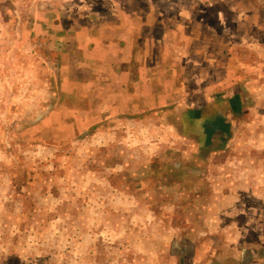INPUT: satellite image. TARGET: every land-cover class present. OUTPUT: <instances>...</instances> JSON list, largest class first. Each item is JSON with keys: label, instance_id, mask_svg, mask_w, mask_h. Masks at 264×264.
Masks as SVG:
<instances>
[{"label": "crops", "instance_id": "crops-1", "mask_svg": "<svg viewBox=\"0 0 264 264\" xmlns=\"http://www.w3.org/2000/svg\"><path fill=\"white\" fill-rule=\"evenodd\" d=\"M21 2L30 23L33 0ZM34 4L45 14L49 5L58 7L62 21L87 23L75 25V40L58 51L71 71L77 115L92 124L87 129L116 118V129L126 119L135 134H144L146 121L129 119L140 120L149 111L158 115L160 109L180 119L173 134L186 153L171 169L168 163L167 174L166 159L153 157L152 145L148 153L144 139L132 147L146 178L135 179L133 191H147L155 209L169 212H149L151 221H143L149 209L140 208L136 224L120 221L121 229L136 232L127 241L137 248L129 262L264 264V0ZM105 144L114 146V140ZM181 184L189 201L168 206L158 201L172 202Z\"/></svg>", "mask_w": 264, "mask_h": 264}, {"label": "rangeland", "instance_id": "rangeland-1", "mask_svg": "<svg viewBox=\"0 0 264 264\" xmlns=\"http://www.w3.org/2000/svg\"><path fill=\"white\" fill-rule=\"evenodd\" d=\"M21 1L0 0V264H135L129 261L137 248L127 241L136 232L121 229L120 221L136 224L140 208L149 209L143 221H151L149 212L169 211L155 209L147 191H133V181L146 178L132 147L144 139L148 153L152 145V156L166 159L167 174L186 153L173 134L180 119L160 109L129 119L146 121L144 134H135L126 119L117 130L116 118L87 129L92 124L77 115L71 71L58 53L75 40L74 26L87 23L56 18L53 5L45 14L36 0L33 19L25 22ZM191 131L198 136L197 128ZM110 139L114 146L105 144ZM183 187L172 202L158 201H189Z\"/></svg>", "mask_w": 264, "mask_h": 264}]
</instances>
